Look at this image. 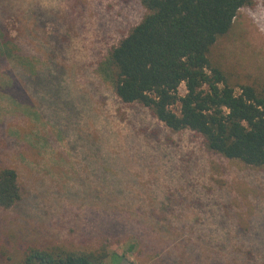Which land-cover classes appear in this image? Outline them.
<instances>
[{
	"label": "rangeland",
	"instance_id": "rangeland-1",
	"mask_svg": "<svg viewBox=\"0 0 264 264\" xmlns=\"http://www.w3.org/2000/svg\"><path fill=\"white\" fill-rule=\"evenodd\" d=\"M143 14L138 0H0V167L21 190L0 209V264L103 239L133 264H264V170L122 104L99 73ZM208 58L236 93L264 91V0Z\"/></svg>",
	"mask_w": 264,
	"mask_h": 264
},
{
	"label": "trees",
	"instance_id": "trees-1",
	"mask_svg": "<svg viewBox=\"0 0 264 264\" xmlns=\"http://www.w3.org/2000/svg\"><path fill=\"white\" fill-rule=\"evenodd\" d=\"M253 1L138 0L141 20L108 51L99 73L122 104L147 109L172 133H193L211 154L264 170V91L242 85L236 93L208 58L238 11ZM20 200L16 171L0 167V209ZM107 242L78 248L28 244L12 264H133L124 253L110 252Z\"/></svg>",
	"mask_w": 264,
	"mask_h": 264
}]
</instances>
